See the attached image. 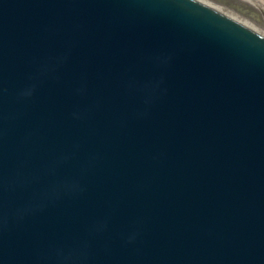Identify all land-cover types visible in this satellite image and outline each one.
I'll use <instances>...</instances> for the list:
<instances>
[{"label":"water","instance_id":"water-1","mask_svg":"<svg viewBox=\"0 0 264 264\" xmlns=\"http://www.w3.org/2000/svg\"><path fill=\"white\" fill-rule=\"evenodd\" d=\"M0 264H264V35L199 0H0Z\"/></svg>","mask_w":264,"mask_h":264},{"label":"rangeland","instance_id":"rangeland-1","mask_svg":"<svg viewBox=\"0 0 264 264\" xmlns=\"http://www.w3.org/2000/svg\"><path fill=\"white\" fill-rule=\"evenodd\" d=\"M213 4H218L229 12H236L251 21L254 25L259 22V18L264 17V7L262 8L253 0H208ZM255 29V28H254Z\"/></svg>","mask_w":264,"mask_h":264},{"label":"bare ground","instance_id":"bare-ground-1","mask_svg":"<svg viewBox=\"0 0 264 264\" xmlns=\"http://www.w3.org/2000/svg\"><path fill=\"white\" fill-rule=\"evenodd\" d=\"M211 7L216 8L217 10L229 15L230 17L244 23L245 25L251 27V28H255V30L259 31L261 34L264 35V17L259 18V22H257L256 24H258V26L254 25L251 21H249L248 19H246L245 17L239 15L236 12H229L227 10H225L224 8H222L221 6H219L218 4H213L211 2H209L208 0H199ZM257 3L259 6H261L262 8L264 7V0H253V3Z\"/></svg>","mask_w":264,"mask_h":264}]
</instances>
